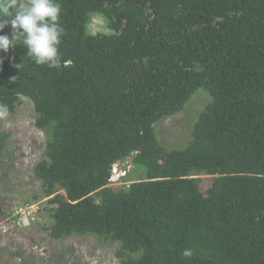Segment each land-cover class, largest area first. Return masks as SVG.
I'll return each mask as SVG.
<instances>
[{"label":"trees","instance_id":"1","mask_svg":"<svg viewBox=\"0 0 264 264\" xmlns=\"http://www.w3.org/2000/svg\"><path fill=\"white\" fill-rule=\"evenodd\" d=\"M59 2L58 66L0 49V104L27 97L46 133L32 172L50 236L115 243L119 264H264V0ZM93 14L109 33L87 30ZM198 89L190 139L163 145L154 123ZM7 138L0 123V153ZM126 158L144 178L113 185Z\"/></svg>","mask_w":264,"mask_h":264},{"label":"rangeland","instance_id":"2","mask_svg":"<svg viewBox=\"0 0 264 264\" xmlns=\"http://www.w3.org/2000/svg\"><path fill=\"white\" fill-rule=\"evenodd\" d=\"M87 26L91 33L111 31L100 14H93ZM208 101V94L198 89L180 112L155 122L159 142L169 148L185 146L193 122ZM34 120L33 104L23 95L13 113L0 115L2 130L8 133L0 153V264H119L115 243L90 234L60 239L50 236L47 197L32 172L33 165L43 158L47 137ZM112 172V184L125 186L144 178L145 168L126 158ZM210 183L207 178L200 187L205 189Z\"/></svg>","mask_w":264,"mask_h":264},{"label":"clouds","instance_id":"3","mask_svg":"<svg viewBox=\"0 0 264 264\" xmlns=\"http://www.w3.org/2000/svg\"><path fill=\"white\" fill-rule=\"evenodd\" d=\"M15 12L10 21L11 38L0 35V49L23 45L27 55L37 65L56 67L61 62L58 46L64 30L61 27L59 0H0V14L7 15L9 8ZM8 21L0 22V31ZM18 67V65H16ZM7 114V106L0 104V115Z\"/></svg>","mask_w":264,"mask_h":264},{"label":"built area","instance_id":"4","mask_svg":"<svg viewBox=\"0 0 264 264\" xmlns=\"http://www.w3.org/2000/svg\"><path fill=\"white\" fill-rule=\"evenodd\" d=\"M118 163L119 162H116V163H114L113 165H112V171L114 170V168H115V166H118ZM113 173V172H112ZM22 213H21V215H24V212L23 211H21Z\"/></svg>","mask_w":264,"mask_h":264}]
</instances>
